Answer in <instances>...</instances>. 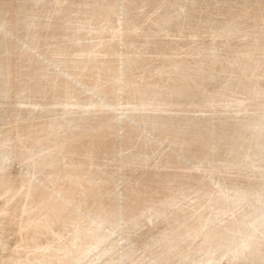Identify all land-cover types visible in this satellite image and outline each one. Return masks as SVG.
I'll return each instance as SVG.
<instances>
[{"label":"rangeland","instance_id":"374dc122","mask_svg":"<svg viewBox=\"0 0 264 264\" xmlns=\"http://www.w3.org/2000/svg\"><path fill=\"white\" fill-rule=\"evenodd\" d=\"M0 8H1L0 25H2L0 26V76H1L0 77L1 80L0 81V87H1L0 88V133H1L0 134L1 136L0 137V232L2 231L0 233V264L3 263L4 264H38V263L39 264H71V261H74V263L72 262L73 264H76L78 262H81L78 264H102V263L103 264H163L162 260H166V259L169 260L170 264L171 262L176 264L174 261L176 259L174 258L177 257L179 258L183 256L182 254L186 253L185 249L186 251L187 250L193 251L195 249H196L195 251L201 250L205 248L206 245H208L207 243H209L207 247L211 245L209 248L212 249L215 246L219 247L224 244L226 245L228 242H230L231 240L230 237L232 235L229 233L230 231H226V229L229 230L228 228L232 224L231 223L232 220L229 219L231 218V216H234L235 219H238V217L236 218V216H241L242 214L241 215L239 214L244 210L245 211L253 210L254 212L258 211L257 215H259V217L264 218V213H262L263 211H260L256 206V204H259V202L255 201L256 200L255 198H254L255 200L250 199L251 198L250 195L253 196V194L264 195V190L262 191L257 190V187L260 184L259 182L264 181V171H263L264 170V145H263L264 129H262L264 128V124H262L264 122V37H263L264 36V0H0ZM70 14L71 15L75 14V15L72 16L71 18ZM254 14L257 16H255ZM8 15L9 17H7ZM98 15L99 16L102 15V16L99 17ZM76 16H78L79 18ZM97 16L99 18H97ZM110 16L112 17L110 18ZM84 17H85L84 22H81V20L83 21ZM113 17L115 19H113ZM117 18L118 20H116ZM182 18L184 19V21ZM198 18L200 19L198 20ZM110 19H112L113 21ZM106 20L109 21L107 22ZM6 21L8 23L9 22L11 23L8 24ZM37 21H39V23ZM85 21L86 22L89 21L90 23L89 22L86 23ZM98 21H101L102 23ZM167 21L169 22V24H167ZM107 23H109V25ZM96 24L97 26H99V28L96 27ZM102 24H104V26ZM62 25L63 27L65 26L66 28L64 27V29H62L63 28ZM90 25L93 27H91ZM161 26L162 27L166 26V27L162 28ZM58 28L61 30V32L59 31ZM69 29L72 30L69 31ZM169 31L172 32L170 33ZM166 32L170 34L168 35V33ZM73 33L77 35L78 38L77 36L75 38V35H73ZM240 33L243 35H241ZM96 34L98 35L96 36ZM181 34L183 35L182 38L179 37L182 36ZM38 35L42 37L41 40H40V36ZM72 35L74 36V39L72 38ZM170 35H173V37H171ZM226 35H228V37ZM165 36L166 37L169 36L167 37L168 39ZM28 38L30 41L28 40ZM42 40L43 42H41ZM143 40H145L146 42ZM70 41L72 42L70 43ZM89 41H91V43L93 42L94 44L87 43ZM58 42L61 44H58ZM37 48L42 51H39ZM202 49L204 50L202 51ZM92 51L94 53H92ZM40 52H42L43 56L41 55ZM95 52H97L98 54ZM69 53L71 55H69ZM128 54L131 56H127ZM33 55L36 58H38V60L35 59ZM44 56H45V60L43 59ZM58 56H60V58ZM71 56H73L74 58ZM54 57L56 58L54 59ZM87 57L88 58L92 57L91 58L92 61L90 59H87ZM5 59H7V61ZM102 59L104 60L102 61ZM55 60L56 62H54ZM85 60H89L90 62H87ZM8 61L10 63H8ZM3 62H5L6 64ZM26 62H28L27 64L30 63L29 66L26 64ZM73 63H75V65H72ZM2 64H4L5 68L2 66ZM32 64L34 65L32 66ZM25 65H27V69L29 68L30 70L25 69L26 68ZM6 66H8L9 68ZM37 68L39 69L36 70ZM44 69L49 71V73ZM93 69L94 71L92 72ZM16 70L19 73H17ZM31 70H33V72ZM34 70L35 72L37 71V73H35ZM3 71L5 72L6 77L4 76ZM34 73L35 75L33 77ZM17 74L19 75V77L21 76V74L24 75L19 78ZM41 75L43 76V78ZM80 75H82L81 77L84 79H82ZM93 75L95 76V79ZM114 75L117 76L114 77ZM15 76L17 79H15ZM39 76L41 78H39ZM32 77L34 78V80ZM22 82L23 84H21ZM48 83H50L51 85ZM36 84L37 86H35ZM62 84L64 85V87H62L63 86ZM31 86H32V91H31ZM75 86L76 88H74ZM26 87H28V89H26ZM95 87L97 88L95 89ZM99 87L100 88L103 87L102 88L103 91ZM91 89L92 91H90ZM94 89L96 91H94ZM149 89L151 92L149 91ZM17 90H19L20 93H18ZM33 90L35 93L33 92ZM22 91H24V93ZM217 91H219V93ZM37 92L40 93L41 95L38 94ZM26 93L27 95H25ZM44 93L47 94L46 97L43 96ZM55 93H57L58 95ZM100 93L102 96L99 95ZM38 95H40L41 97H39ZM175 99L177 100V102ZM155 100H157L158 103ZM163 100L164 102L166 101L165 103L167 102L168 103L165 104ZM160 102L161 103L163 102V104L161 105ZM84 103L87 104L85 105ZM52 106L55 107L53 108ZM79 109L82 111L79 112ZM76 111L77 113L73 114ZM18 113H22V115ZM151 116L153 117L152 119ZM245 119H247V121ZM255 130L256 131L259 130L258 133ZM2 131L5 133H3ZM2 133L4 134L3 135L4 137L2 136ZM14 133L15 134L18 133V134L14 135ZM37 133L38 136H36ZM54 133L58 137L55 138L54 143L53 140L49 144V142L48 141L46 142L45 139L47 138L49 140L51 136L55 135ZM19 134H21V136ZM40 136L42 137L40 138ZM6 137L9 138V140L6 139ZM17 138H19L20 142H18ZM34 138L36 139L40 138V140L44 142L39 143L38 141L37 142L39 143L38 145L34 144L33 142L36 141V139ZM254 139H256V141ZM256 142L258 143L257 144L258 146L256 145ZM260 142L262 143L261 146H259ZM40 145H42L43 148H41ZM50 146L51 148L49 149L48 147ZM31 150L32 152H30ZM42 150H46L47 152H44ZM33 155L36 156L34 157ZM74 176H77L78 178ZM5 179L6 182H8L9 184L8 183L4 184ZM189 182L194 183V185L196 184L198 185L194 187V185L192 183L190 185ZM86 183L87 186H85ZM92 185L93 188H91ZM2 186L6 187V189L9 188V186L10 187L14 186V187H12L11 193H7L5 191L6 189L3 188ZM29 186H31V190L33 192L35 191L34 189L36 186L39 187V188L36 187L37 190L41 189L40 194L42 195L39 200L35 201V203L30 202V201H34L33 199L24 198L25 195L23 196L25 191L29 189L27 188ZM178 186H180L181 188H179ZM204 187L208 192L204 189ZM13 189L15 190V192L13 191ZM180 189L183 192H181ZM193 189H195L196 191ZM16 190L18 191L21 190V191L17 192ZM88 190H90V192H88ZM177 191H180V194ZM186 191L188 193H185ZM199 191L202 192L203 194L202 193L200 194ZM244 191L246 192L244 193ZM189 192L190 193L197 192V193H194L191 196ZM181 193L183 194L181 195ZM226 194L232 195L235 198L238 197L239 199L237 198L236 199L237 201L234 200L235 199L234 197H233L234 199L233 198L226 199L225 198ZM181 196L182 198H184L183 201L182 198H180ZM239 196H244V198ZM164 197H167V199ZM170 197H172V199ZM99 198L101 199L99 200ZM160 198L163 199L164 201L163 200L161 201ZM73 199H75L76 202ZM192 199H194L193 202ZM244 199L246 200L243 201ZM165 200H167L168 202L166 203ZM227 200H228V205L231 208L228 205H226ZM41 201L43 203H41ZM46 201H48L49 203ZM69 201L70 202L73 201V202L70 203ZM37 202L40 207L38 206ZM91 202H93V204ZM233 203H235V206ZM186 205L188 207H186ZM236 205L239 208L236 207ZM23 207H25V209ZM28 207L31 209L29 210ZM92 207L94 208V210ZM215 208L216 209L220 208L222 210L220 209L216 210ZM225 208L229 210L230 211V212L228 211L229 214L232 215H228L227 213H225L226 214L225 215L224 212H227ZM23 210L29 211L28 213L31 212L32 214H35V216L32 215L31 213L30 214L27 213L28 215L26 214L25 216L21 217L20 223L23 224V226H25L23 228L24 240L23 238L19 240L18 237L14 238L15 237L14 233L16 232L17 229L15 223L20 220L18 219L16 214L19 211H23ZM152 210L154 212H152ZM232 211L235 212L233 213ZM60 212L63 215H61ZM89 212L90 214L88 215ZM41 213H43V215ZM54 214L56 217H54ZM141 214L143 215V217ZM206 214L208 217L206 216ZM58 215L60 217H57ZM91 215H93V218H91L92 217ZM156 215H160V216H156ZM213 215L217 216V218L215 217L214 219ZM37 216L38 217L40 216L39 219H37L38 218ZM98 216L100 219L98 218ZM41 217L43 218V220ZM68 217L69 220L67 219ZM54 218L56 219V221ZM61 218H63L64 221L63 219L61 221ZM84 218L86 219L85 222H83ZM226 218L229 220V221L227 220V225H225ZM50 222L51 224H53V226L50 225ZM102 222L103 223L105 222V224L106 223L107 224L106 225L104 224L105 225L104 226ZM201 222L205 224H202ZM158 223L160 224V226L162 225V227L159 226L160 229L159 227H157L158 229L156 230L155 225H158ZM187 223L189 226H187ZM193 223L194 225H192ZM36 224L38 226H36ZM175 224L177 226H175ZM120 225L122 227H120ZM47 226H51V227L48 228ZM124 226L127 229L124 228ZM183 226L185 227L187 226V228L190 227V229L192 230L191 235L193 236L191 237L190 235L188 237V240L187 238L185 239V237L184 238L182 237L185 234L181 236L182 238L180 237L178 238L179 232H177L178 233L177 234L175 231V230L181 231L183 228H185ZM223 226L225 229L223 228ZM129 227L130 229H128ZM138 227L139 229H137ZM179 227L180 228L182 227V229H180ZM217 227L223 229H219ZM172 228L175 229L172 230ZM211 228L214 229L212 230ZM148 229H150L151 232ZM163 229H165L164 231H166L167 234L163 231ZM128 230L130 233L128 232ZM159 230L161 233L164 232L165 234L160 236V233L158 232ZM216 230H218L216 232L217 234L215 233ZM60 231H63L64 233ZM203 231H206L207 233ZM146 232H148L147 235L148 237H146L147 234ZM11 233H13V236ZM55 233L57 234L55 235ZM204 233H206L205 235L207 234L211 235L212 233H214L211 236L212 237L210 239L211 241L206 240ZM221 233L224 234L225 237L227 238H225L224 235H221ZM218 235L219 237L220 236L221 237L219 238ZM102 236L103 237L105 236L104 238L106 240H104ZM106 236L109 237L107 238ZM175 236L178 239H176ZM169 237H171V239H169ZM98 238H100L101 240L100 239L98 240ZM228 238L230 239L229 241ZM253 238L255 239L257 237H253ZM145 239H147V241ZM251 239H248V241L246 242L247 245L250 244ZM215 240H217V242ZM179 241H181L182 243L180 242V244H178ZM190 242L193 245H191ZM98 243L100 246L97 245ZM168 243L172 245L175 243L174 246H176L177 244L176 246L177 248L175 247V250L178 249V251L177 250L174 251L173 248L167 250L163 248L165 251L164 254V251H162L163 249L160 248L159 245L165 246ZM28 244L30 245V247ZM40 244L42 246H40ZM108 244L109 247H107ZM38 246L41 248H39ZM98 246L102 251L98 250ZM129 246H132V248ZM216 247L215 249H217ZM90 248H92L91 251H89ZM103 248L106 250V252L104 251ZM144 248L148 252L144 251L145 250ZM58 249L60 250L62 249V250L59 251ZM120 249L123 252L122 251L120 252ZM245 249L246 247H242L240 253L243 252L244 254H246L247 249L246 250ZM153 250L154 251L156 250L157 252L156 251L154 252ZM173 251L176 254L174 253L173 255H171L172 258L174 256V258L171 259V257L169 256ZM119 252L121 253L122 256L119 255L120 254ZM153 252L156 254H154ZM29 253L33 255H28ZM213 253L214 252H212V255H216V253L214 254ZM150 254L153 256H151ZM7 255L11 257L10 258L8 257V259H6ZM207 257H208L207 254L201 255L197 259H195V261L193 260V263L192 262L190 263L203 264L206 261ZM244 257L245 256L242 255L239 256L238 254L225 252L223 255L221 254L220 256L216 257L213 261V264H250L249 258L246 259ZM46 260L47 262L49 260V262L46 263ZM116 261H118V263ZM190 263L186 262V264H190Z\"/></svg>","mask_w":264,"mask_h":264},{"label":"bare ground","instance_id":"6f19581e","mask_svg":"<svg viewBox=\"0 0 264 264\" xmlns=\"http://www.w3.org/2000/svg\"><path fill=\"white\" fill-rule=\"evenodd\" d=\"M202 6H203V5H202ZM0 9H1V8H0ZM39 15H40V14H39ZM52 15H54V14H52ZM60 15H61V14H60ZM62 15H63V14H62ZM74 15H75V14H74ZM74 15H71V14H70L71 18H72V16H74ZM76 15H78V14H76ZM79 15H80V14H79ZM94 15H95V14H94ZM99 15H100V14H99ZM99 15H98V16H99ZM112 15H113V14H112ZM121 15H122V14H121ZM183 15H184V14H183ZM200 15H201V14H200ZM200 15H199V16H200ZM238 15H239V14H238ZM248 15H249V14H248ZM254 15H255V14H254ZM258 15H259V14H258ZM4 16H5V15H4ZM4 16H3V17H4ZM55 16H56V15H55ZM64 16H65V15H64ZM98 16H97V18L101 17L102 15L99 16V17H98ZM108 16H109V15H108ZM108 16H107V17H108ZM152 16H153V14H152ZM159 16H161V15H159ZM172 16H173V15H172ZM192 16H193V15H192ZM203 16H204V15H203ZM207 16H208V15H207ZM233 16H234V15H233ZM255 16H257V15H255ZM1 17H2V16H1ZM7 17H9V15H8ZM66 17H67V16H66ZM76 17H78V16H76ZM103 17H104V16H103ZM111 17H112V16H110V18H111ZM117 17H118V16H117ZM128 17H129V16H128ZM183 17H184V16H183ZM187 17H188V16H187ZM195 17H196V16H195ZM43 18H44V17H43ZM50 18H51V17H50ZM67 18H68V17H67ZM74 18H75V17H74ZM78 18H79V17H78ZM86 18H87V17H86ZM97 18H96V20H97ZM105 18H106V17H105ZM105 18H102V19H105ZM147 18H148V17H147ZM190 18H191V16H190ZM249 18H251V17H249ZM62 19H64V18H62ZM94 19H95V17H94ZM100 19H101V18H100ZM113 19H115V18L113 17ZM134 19H135V18H134ZM139 19H140V18H139ZM143 19H144V18H143ZM168 19H169V18H168ZM182 19H183V18H182ZM196 19H197V18H196ZM199 19H200V18H198V20H199ZM204 19H205V18H204ZM243 19H244V18H243ZM247 19H248V18H247ZM255 19H256V18H255ZM261 19H262V18H261ZM37 20H38V19H37ZM41 20H42V19H41ZM78 20H79V19H78ZM84 20H85V17H84L83 21L81 20V22H84ZM86 20H87V19H86ZM110 20H112V19H110ZM116 20H118V18H117ZM170 20H171V18H170ZM207 20H208V19H207ZM251 20H252V19H251ZM1 21H2V20H1ZM8 21H9V20H8ZM45 21H46V20H45ZM51 21H52V20H51ZM66 21H67V20H66ZM68 21H70V20H68ZM106 21H107V20H106ZM108 21H109V20H108ZM108 21H107V22H108ZM112 21H113V20H112ZM124 21H125V20H124ZM132 21H133V20H132ZM183 21H184V19H183ZM183 21H182V22H183ZM192 21H193V20H192ZM242 21H243V20H242ZM245 21H246V20H245ZM6 22H7V21H6ZM37 22L39 23V21H37ZM46 22H47V21H46ZM46 22H45V23H46ZM55 22H56V21H55ZM74 22H75V20H74ZM85 22H86V21H85ZM87 22H89V21H87ZM87 22H86V23H87ZM92 22H94V21H92ZM98 22H101V21H98ZM127 22H128V21H127ZM146 22H147V21H146ZM238 22H239V21H238ZM256 22H257V21H256ZM0 23H1V22H0ZM4 23H5V21H4ZM7 23H8V22H7ZM10 23H11V22H9L8 24H10ZM77 23H78V22H77ZM89 23H90V22H89ZM89 23H88V24H89ZM101 23H102V22H101ZM103 23H105V22H103ZM123 23H124V22H123ZM136 23H137V22H136ZM158 23H159V22H158ZM165 23H166V22H165ZM185 23H186V22H185ZM185 23H184V24H185ZM197 23H198V21H197ZM205 23H206V22H205ZM225 23H226V22H225ZM12 24H13V23H12ZM12 24H11V25H12ZM14 24H15V23H14ZM34 24H35V23H34ZM50 24H51V23H50ZM52 24H53V23H52ZM57 24H58V23H57ZM62 24H63V23H62ZM88 24H87V25H88ZM94 24H95V23H94ZM99 24H100V23H99ZM107 24L109 25V23H107ZM148 24H149V23H148ZM159 24H160V23H159ZM167 24H169L168 21H167ZM207 24H208V23H207ZM219 24H220V23H219ZM229 24H230V23H229ZM262 24H263V23H262ZM5 25H6V24H5ZM11 25H10V26H11ZM36 25H37V24H36ZM64 25H65V24H64ZM74 25H75V24H74ZM82 25H83V24H82ZM102 25L104 26V24H102ZM131 25H132V24H131ZM151 25H152V24H151ZM163 25H164V23H163ZM195 25H196V24H195ZM245 25H246V24H245ZM0 26H2V25H0ZM42 26H43V25H42ZM45 26H46V25H45ZM48 26H49V24H48ZM52 26H53V25H52ZM55 26H57V25H55ZM60 26H61V24H60ZM79 26H80V25H79ZM90 26H91V25H90ZM167 26H168V25H167ZM174 26H175V25H174ZM181 26H182V25H181ZM187 26H188V25H187ZM252 26H253V25H252ZM7 27H8V26H7ZM62 27H63V25H62ZM62 27H61V28H62ZM64 27H65V26H64ZM64 27H63L62 29H64ZM91 27H93V26H91ZM96 27L99 28V26H97V24H96ZM105 27H106V26H105ZM131 27H132V26H131ZM159 27H160V25H159ZM161 27H162V26H161ZM165 27H166V26H165ZM165 27H162V28H165ZM169 27H170V26H169ZM179 27H180V26H179ZM211 27H212V26H211ZM218 27H219V26H218ZM221 27H222V26H221ZM224 27H225V26H224ZM241 27H242V25H241ZM250 27H251V26H250ZM257 27H258V26H257ZM9 28H10V27H9ZM37 28H40V27H37ZM43 28H44V27H43ZM48 28H49V27H48ZM65 28H66V27H65ZM75 28H76V27H75ZM119 28H120V27H119ZM127 28H128V27H127ZM148 28H149V27H148ZM167 28H168V27H167ZM167 28H166V29H167ZM245 28H246V27H245ZM21 29H22V28H21ZM51 29H52V28H51ZM58 29H59V28H58ZM102 29H103V28H102ZM115 29H116V28H115ZM145 29H146V28H145ZM159 29H160V28H159ZM173 29H174V28H173ZM176 29H177V28H176ZM203 29H204V28H203ZM237 29H238V28H237ZM27 30H28V29H27ZM56 30H57V28H56ZM71 30H72V29H71ZM71 30L69 29V31H71ZM76 30H77V29H76ZM80 30H81V29H80ZM87 30H88V29H87ZM109 30H110V29H109ZM171 30H172V29H171ZM209 30H210V29H209ZM219 30H220V29H219ZM10 31H11V30H10ZM41 31H42V30H41ZM41 31H40V32H41ZM44 31H45V30H44ZM59 31L61 32L60 29H59ZM65 31H66V30H65ZM92 31H93V30H92ZM105 31H106V30H105ZM130 31H131V30H130ZM135 31H136V29H135ZM153 31H154V30H153ZM158 31H159V30H158ZM164 31H165V30H164ZM176 31H178V30H176ZM222 31H223V30H222ZM228 31H229V30H228ZM244 31H245V30H244ZM2 32H3V31H2ZM48 32H49V31H48ZM74 32H75V31H74ZM81 32H82V31H81ZM93 32H94V31H93ZM103 32H104V30H103ZM115 32H116V31H115ZM133 32H134V31H133ZM145 32H146V31H145ZM156 32H157V31H156ZM162 32H163V31H162ZM169 32H170V31H169ZM171 32H172V31H171ZM171 32H170V33H171ZM180 32H181V31H180ZM185 32H186V31H185ZM213 32H214V31H213ZM224 32H225V31H224ZM232 32H233V31H232ZM238 32H239V31H238ZM65 33H66V32H65ZM68 33H69V32H68ZM77 33H79V32H77ZM85 33H86V32H85ZM151 33H152V32H151ZM164 33H165V32H164ZM164 33H163V34H164ZM166 33H168V32H166ZM170 33H168V35H169ZM195 33H197V32H195ZM83 34H84V33H83ZM88 34H89V33H88ZM163 34H162V35H163ZM175 34H176V33H175ZM179 34H180V33H179ZM179 34H178V35H179ZM208 34H209V33H208ZM216 34H217V33H216ZM216 34H215V35H216ZM230 34H231V33H230ZM230 34H229V35H230ZM240 34H241V33H240ZM256 34H257V33H256ZM7 35H8V34H7ZM44 35H45V34H44ZM73 35H75V34L73 33ZM73 35H72V38L74 39V36H73ZM93 35H94V34H93ZM97 35H98V34H96V36H97ZM101 35H102V34H101ZM143 35H144V34H143ZM143 35H142V36H143ZM146 35H147V34H146ZM181 35H182V34H181ZM206 35H207V34H206ZM234 35H235V34H234ZM241 35H243V34H241ZM17 36H18V34H17ZM35 36H36V35H35ZM38 36H40V35H38ZM42 36H43V35H42ZM76 36H77V35H75V38H76ZM96 36H95V38H96ZM170 36L173 37V35H170ZM216 36H217V35H216ZM226 36L228 37V35H226ZM253 36H254V35H253ZM258 36H259V35H258ZM47 37H48V35H47ZM120 37H121V36H120ZM152 37H153V36H152ZM165 37H166V36H165ZM167 37H169V36H167ZM167 37H166V38H167ZM179 37L182 38L183 35H182V36H179ZM189 37H190V36H189ZM238 37H239V36H238ZM263 37H264V36H263ZM41 38H42V37L40 36V40H41ZM77 38H78V36H77ZM85 38H86V37H85ZM85 38H84V39H85ZM97 38H99V37H97ZM104 38H105V36H104ZM122 38H123V37H122ZM146 38H147V36H146ZM156 38H157V37H156ZM159 38H160V37H159ZM162 38H163V37H162ZM192 38H193V37H192ZM195 38H196V36H195ZM195 38H194V39H195ZM240 38H241V37H240ZM243 38H245V37H243ZM7 39H8V38H7ZM100 39H101V38H100ZM100 39H99V41H100ZM130 39H131V38H130ZM167 39H168V38H167ZM201 39H202V38H201ZM232 39H233V38H232ZM248 39H249V38H248ZM2 40H3V39H2ZM9 40H10V39H9ZM9 40H8V41H9ZM11 40H12V39H11ZM28 40H29V38H28ZM35 40H36V38H35ZM67 40H68V39H67ZM79 40H80V39H79ZM86 40H89V39H86ZM86 40H83V41H86ZM90 40H91V39H90ZM92 40H93V38H92ZM94 40H95V39H94ZM96 40H97V39H96ZM102 40H103V39H102ZM151 40H152V39H151ZM161 40H162V39H161ZM211 40H212V39H211ZM255 40H257V39H255ZM24 41H25V40H24ZM29 41H30V40H29ZM37 41H38V40H37ZM77 41H78V40H77ZM143 41H145V40H143ZM149 41H150V40H149ZM164 41H165V40H164ZM167 41H168V40H167ZM188 41H189V40H188ZM192 41H193V40H192ZM198 41H199V40H198ZM236 41H237V40H236ZM41 42H43V40H42ZM41 42H39V43H41ZM53 42H54V41H53ZM53 42H52V43H53ZM71 42H72V41H70V43H71ZM119 42H120V41H119ZM136 42H137V41H136ZM145 42H146V41H145ZM5 43H7V42H5ZM49 43H50V42H49ZM73 43H74V40H73ZM73 43H72V44H73ZM82 43H84V42H82ZM87 43L92 44L93 42L91 43V41H89V42H87ZM120 43H121V42H120ZM142 43H143V42H142ZM198 43H199V42H198ZM220 43H221V42H220ZM255 43H256V42H255ZM258 43H259V40H258ZM12 44H13V43H12ZM27 44H29V43H27ZM32 44H33V43H32ZM36 44H37V42H36ZM36 44H35V45H36ZM54 44H55V43H54ZM58 44H61V43L58 42ZM93 44H94V43H93ZM95 44H96V43H95ZM145 44H146V43H145ZM165 44H166V43H165ZM30 45H31V44H30ZM41 45H42V44H41ZM67 45H69V44H67ZM148 45H149V44H148ZM203 45H204V44H203ZM215 45H216V44H215ZM219 45H220V44H219ZM232 45H233V44H232ZM260 45H261V44H260ZM42 46H43V45H42ZM47 46H48V45H47ZM51 46H52V45H51ZM63 46H64V45H63ZM124 46H125V45H124ZM201 46H202V45H201ZM234 46H235V45H234ZM248 46H249V45H248ZM44 47H45V46H44ZM44 47H43V48H44ZM52 47H53V46H52ZM57 47H58V46H57ZM83 47H84V45H83ZM88 47H89V46H88ZM92 47H93V46H92ZM97 47H98V46H97ZM178 47H179V46H178ZM215 47H216V46H215ZM229 47H230V46H229ZM242 47H243V46H242ZM255 47H256V46H255ZM261 47H262V46H261ZM9 48H10V47H9ZM49 48H50V47H49ZM63 48H64V47H63ZM65 48H66V47H65ZM70 48H72V47H70ZM74 48H75V47H74ZM76 48H77V46H76ZM85 48H86V47H85ZM142 48H143V47H142ZM149 48H150V47H149ZM198 48H199V47H198ZM240 48H241V47H240ZM240 48H239V49H240ZM11 49H12V48H11ZM37 49H38V48H37ZM39 49H40V46H39ZM39 49H38V50H39ZM56 49H57V48H56ZM79 49H80V48H79ZM82 49H83V48H82ZM90 49H91V48H90ZM97 49H98V48H97ZM164 49H166V48H164ZM227 49H229V48H227ZM260 49H261V48H260ZM19 50H20V49H19ZM62 50H64V49H62ZM65 50H66V49H65ZM92 50H93V49H92ZM94 50H95V49H94ZM99 50H100V49H99ZM178 50H179V48H178ZM182 50H183V49H182ZM188 50H189V49H188ZM203 50H204V49H202V51H203ZM208 50H209V49H208ZM219 50H220V49H219ZM221 50H223V49H221ZM17 51H18V50H17ZM39 51H42V50H39ZM39 51H38V52H39ZM54 51H55V50H54ZM57 51H58V50H57ZM57 51H56V52H57ZM67 51H68V50H67ZM95 51H96V50H95ZM126 51H127V50H126ZM138 51H139V50H138ZM224 51H225V49H224ZM226 51H227V50H226ZM240 51H241V50H240ZM261 51H262V50H261ZM3 52H4V51H3ZM33 52H34V51H33ZM43 52H44V51H43ZM58 52H59V51H58ZM116 52H117V51H116ZM146 52H147V51H146ZM177 52H178V51H177ZM205 52H206V51H205ZM205 52H204V53H205ZM207 52H208V51H207ZM215 52H216V51H215ZM236 52H237V51H236ZM40 53H41V55L43 56L42 52H40ZM50 53H52V52H50ZM50 53H49V54H50ZM54 53H55V52H54ZM54 53H53V55H54ZM92 53H94V52L92 51ZM95 53H97V52H95ZM110 53H111V52H110ZM168 53H169V52H168ZM174 53H175V52H174ZM178 53H179V52H178ZM188 53H189V52H188ZM218 53H220V52H218ZM218 53H217V54H218ZM245 53H246V52H245ZM260 53H261V52H260ZM32 54H33V53H32ZM35 54H36V52H35ZM66 54H68V53H66ZM72 54H73V53H72ZM80 54H81V53H80ZM97 54H98V53H97ZM97 54H94V55H97ZM114 54H115V53H114ZM114 54H113V55H114ZM123 54H124V53H123ZM140 54H141V53H140ZM160 54H161V53H160ZM183 54H184V53H183ZM213 54H214V53H213ZM235 54H236V53H235ZM258 54H259V53H258ZM258 54H257V55H258ZM14 55H15V54H14ZM39 55H40V54H39ZM41 55H40V56H41ZM44 55H45V54H44ZM53 55H52V56H53ZM63 55H64V54H63ZM69 55H71V54L69 53ZM78 55H79V54H78ZM84 55H85V54H84ZM88 55H89V53H88ZM90 55H91V53H90ZM92 55H93V54H92ZM101 55H102V54H101ZM103 55H104V53H103ZM106 55H107V54H106ZM143 55H144V54H143ZM181 55H182V54H181ZM184 55H185V54H184ZM262 55H263V54H262ZM29 56H30V55H29ZM33 56H34V55H33ZM42 56H41V57H42ZM49 56H50V55H49ZM52 56H51V58H52ZM115 56H116V55H115ZM127 56H131V55L128 54ZM136 56H137V55H136ZM170 56H171V55H170ZM189 56H190V55H189ZM205 56H206V55H205ZM222 56H223V55H222ZM236 56H237V55H236ZM4 57H5V56H4ZM34 57H35V56H34ZM58 57L60 58V56H58ZM62 57H63V56H62ZM67 57H69V56H67ZM71 57H73V56H71ZM76 57H77V56H76ZM80 57H81V56H80ZM83 57H84V56H83ZM95 57H96V56H95ZM97 57H98V56H97ZM103 57H104V56H103ZM105 57H106V56H105ZM110 57H111V56H110ZM110 57H109V58H110ZM117 57H118V56H117ZM168 57H169V56H168ZM211 57H212V56H211ZM214 57H215V56H214ZM234 57H235V56H234ZM240 57H241V56H240ZM248 57H249V56H248ZM30 58H31V57H30ZM32 58H33V57H32ZM46 58H48V57H46ZM55 58H56V57H54V59H55ZM59 58H58V59H59ZM73 58H74V57H73ZM81 58H82V57H81ZM91 58H92V57H90V58L87 57V59H90V60H91ZM119 58H120V57H119ZM123 58H124V57H123ZM178 58H179V57H178ZM215 58H216V57H215ZM241 58H242V57H241ZM258 58H259V57H258ZM10 59H11V58H10ZM35 59L38 60V58H36V57H35ZM43 59L45 60V56L43 57ZM62 59H63V58H62ZM96 59H97V58H96ZM130 59H131V58H130ZM134 59H135V58H134ZM137 59H138V58H137ZM143 59H144V58H143ZM157 59H158V58H157ZM249 59H250V58H249ZM259 59H260V58H259ZM5 60L7 61V59H5ZM19 60H20V59H19ZM22 60H23V59H22ZM28 60H29V59H28ZM30 60H31V59H30ZM33 60H34V59H33ZM46 60H47V59H46ZM63 60H64V59H63ZM103 60H104V59H102V61H103ZM105 60H107V59H105ZM139 60H140V59H139ZM169 60H170V59H169ZM243 60H244V59H243ZM3 61H4V60H3ZM6 61H5V62H6ZM9 61H10V60H9ZM9 61H8V63H10ZM16 61H17V60H16ZM24 61H26V60H24ZM42 61H43V60H42ZM76 61H77V60H76ZM85 61L90 62L89 60H85ZM91 61H92V60H91ZM93 61H94V60H93ZM141 61H142V59H141ZM234 61H235V60H234ZM237 61H238V60H237ZM248 61H249V60H248ZM5 62H3V63H5ZM22 62H23V61H22ZM28 62H29V61H28ZM28 62H26V64H27ZM33 62H35V61H33ZM46 62H47V61H46ZM54 62H56V60H55ZM65 62H66V61H65ZM68 62H69V61H68ZM74 62H75V59H74ZM95 62H96V60H95ZM98 62H100V61H98ZM132 62H133V61H132ZM136 62H137V61H136ZM146 62H147V61H146ZM184 62H185V61H184ZM211 62H212V61H211ZM211 62H210V63H211ZM242 62H243V61H242ZM250 62H251V60H250ZM261 62H262V61H261ZM8 63H7V64H8ZM24 63H25V62H24ZM31 63H32V62H31ZM39 63H40V62H39ZM69 63H70V62H69ZM81 63H82V62H81ZM81 63H80V64H81ZM117 63H118V62H117ZM140 63H141V62H140ZM165 63H166V62H165ZM203 63H204V62H203ZM216 63H217V62H216ZM5 64H6V63H5ZM12 64H13V63H12ZM15 64H16V63H15ZM22 64H23V63H22ZM29 64H30V63H29ZM29 64H27V65L29 66ZM60 64H61V63H60ZM62 64H63V63H62ZM65 64H66V63H65ZM86 64H87V63H86ZM128 64H129V63H128ZM152 64H153V63H152ZM160 64H161V63H160ZM184 64H185V63H184ZM201 64H202V63H201ZM207 64H208V63H207ZM230 64H231V63H230ZM236 64H237V63H236ZM236 64H235V65H236ZM8 65H9V64H8ZM23 65H24V64H23ZM27 65H25V66H26L25 69H27ZM33 65H34V64H32V66H33ZM53 65H54V63H53ZM72 65H75V63H73ZM76 65H77V64H76ZM81 65H82V64H81ZM89 65H90V64H89ZM103 65H105V64H103ZM132 65H133V64H132ZM235 65H234V66H235ZM247 65H248V64H247ZM2 66L4 67V64H2ZM16 66H17V65H16ZM66 66H67V65H66ZM79 66H80V65H79ZM99 66H100V65H99ZM122 66H123V65H122ZM124 66H125V65H124ZM133 66H134V65H133ZM192 66H193V65H192ZM196 66H197V65H196ZM196 66H195V67H196ZM239 66H240V65H239ZM3 67H2V68H3ZM6 67H8V66H6ZM14 67H15V66H14ZM34 67H35V66H34ZM60 67H61V65H60ZM68 67H69V66H68ZM68 67H67V69H68ZM86 67H87V66H86ZM86 67H84V68H86ZM208 67H209V66H208ZM232 67H233V66H232ZM2 68H1V69H2ZM4 68H5V67H4ZM8 68H9V67H8ZM8 68H7V70H8ZM22 68H23V67H22ZM43 68H44V67H43ZM43 68H42V69H43ZM57 68H58V67H57ZM82 68H83V67H82ZM92 68H94V67H92ZM129 68H130V67H129ZM143 68H144V67H143ZM191 68H192V67H191ZM205 68H206V67H205ZM240 68H241V67H240ZM240 68H239V69H240ZM246 68H247V67H246ZM11 69H12V68H11ZM14 69H15V68H14ZM18 69H19V68H18ZM23 69H24V68H23ZM28 69H29V68H28ZM28 69H27V70H28ZM31 69H32V67H31ZM34 69H35V68H34ZM38 69H39V68H37L36 70H38ZM52 69H53V68H52ZM77 69H78V68H77ZM77 69H76V70H77ZM88 69H89V68H88ZM95 69H96V68H95ZM110 69H111V68H110ZM123 69H124V67H123ZM145 69H146V68H145ZM221 69H222V68H221ZM223 69H224V68H223ZM243 69H244V68H243ZM3 70H5V69H3ZM29 70H30V69H29ZM44 70H46V69H44ZM48 70H49V68H48ZM84 70H85V69H84ZM96 70H97V69H96ZM175 70H176V69H175ZM175 70H174V71H175ZM190 70H191V69H190ZM214 70H215V69H214ZM259 70H260V69H259ZM9 71H10V70H9ZM16 71H17V70H16ZM22 71H24V70H22ZM31 71L33 72V70H31ZM46 71H47V70H46ZM46 71H45V72H46ZM77 71H78V70H77ZM85 71H86V70H85ZM89 71H90V70H89ZM93 71H94V69L92 70V72H93ZM98 71H99V70H98ZM103 71H104V70H103ZM128 71H129V70H128ZM143 71H144V70H143ZM176 71H177V70H176ZM248 71H249V70H248ZM3 72H4V71H3ZM34 72H35V70H34ZM39 72H40V71H39ZM42 72H43V71H42ZM47 72L49 73V71H47ZM68 72H70V71H68ZM96 72H97V71H96ZM101 72H102V71H101ZM108 72H109V70H108ZM119 72H120V71H119ZM258 72H259V71H258ZM258 72H257V73H258ZM13 73H14V72H13ZM17 73H19V72L17 71ZM20 73H21V72H20ZM23 73H24V72H23ZM35 73H37V71H36ZM35 73L33 74V77H34ZM85 73H86V72H85ZM87 73H88V72H87ZM90 73H91V72H90ZM117 73H118V72H117ZM117 73H116V74H117ZM161 73H162V72H161ZM172 73H173V72H172ZM197 73H198V72H197ZM222 73H223V72H222ZM233 73H234V72H233ZM243 73H244V72H243ZM249 73H250V72H249ZM252 73H253V72H252ZM252 73H251V74H252ZM7 74H8V73H7ZM25 74H27V73H25ZM31 74H32V73H31ZM31 74H30V75H31ZM91 74H92V73H91ZM104 74H105V73H104ZM131 74H132V73H131ZM157 74H158V72H157ZM200 74H201V72H200ZM231 74H232V73H231ZM254 74H255V73H254ZM1 75H2V73H1ZM17 75H18V74H17ZM23 75H24V74H23ZM23 75L21 74V76H23ZM27 75H29V74H27ZM27 75H26V76H27ZM36 75H37V74H36ZM38 75H40V74H38ZM42 75H43V74H42ZM42 75H41V76H42ZM44 75H45V74H44ZM74 75H75V74H74ZM84 75H85V74H84ZM97 75H98V74H97ZM124 75H126V74H124ZM170 75H171V74H170ZM172 75H173V74H172ZM217 75H218V74H217ZM260 75H261V74H260ZM4 76L6 77L5 72H4ZM21 76H20V77H21ZM31 76H32V75H31ZM31 76H30V77H31ZM78 76H79V75H78ZM81 76H82V75H80V77H81ZM93 76H94V75H93ZM116 76H117V75H116ZM116 76L114 75V77H116ZM118 76H120V75H118ZM153 76H154V75H153ZM155 76H156V75H155ZM181 76H183V75H181ZM210 76H211V75H210ZM248 76H249V75H248ZM0 77H1V76H0ZM18 77H19V75H18ZM20 77H19V78H20ZM27 77H28V76H27ZM33 77H32V78H33ZM37 77H38V76H37ZM37 77H36V78H37ZM50 77H51V76H50ZM83 77H84V76H83ZM123 77H124V76H123ZM133 77H134V76H133ZM156 77H157V76H156ZM165 77H166V76H165ZM235 77H236V76H235ZM237 77H238V76H237ZM3 78H4V77H3ZM7 78H8V77H7ZM13 78H14V77H13ZM32 78H31V79H32ZM39 78H41V77L39 76ZM42 78H43V76H42ZM81 78H82V77H81ZM101 78H102V77H101ZM109 78H110V77H109ZM151 78H152V77H151ZM179 78H180V77H179ZM230 78H231V77H230ZM15 79H17L16 76H15ZM21 79H22V78H21ZM21 79H20V80H21ZM29 79H30V78H29ZM74 79H75V78H74ZM76 79H77V78H76ZM82 79H84V78H82ZM88 79H89V78H88ZM90 79H91V78H90ZM94 79H95V76H94ZM97 79H99V78H97ZM171 79H172V78H171ZM204 79H205V78H204ZM236 79H237V78H236ZM27 80H28V78H27ZM33 80H34V78H33ZM39 80H41V79H39ZM49 80H50V79H49ZM65 80H66V79H65ZM107 80H108V79H107ZM114 80H115V79H114ZM136 80H137V79H136ZM139 80H140V79H139ZM141 80H142V79H141ZM144 80H145V79H144ZM186 80H187V79H186ZM218 80H219V79H218ZM218 80H217V81H218ZM247 80H248V79H247ZM255 80H256V79H255ZM0 81H1V80H0ZM24 81H25V80H24ZM44 81H45V80H44ZM60 81H61V80H60ZM94 81H96V80H94ZM97 81H98V80H97ZM99 81H100V80H99ZM102 81H103V80H102ZM123 81H124V80H123ZM128 81H129V80H128ZM148 81H149V80H148ZM190 81H191V80H190ZM251 81H252V80H251ZM253 81H254V80H253ZM3 82H5V81H3ZM19 82H20V81H19ZM30 82H31V81H30ZM91 82H92V81H91ZM100 82H101V81H100ZM109 82H110V81H109ZM179 82H180V81H179ZM209 82H210V81H209ZM212 82H213V81H212ZM259 82H260V80H259ZM15 83H16V82H15ZM32 83H33V82H32ZM57 83H58V82H57ZM57 83H56V84H57ZM62 83H63V82H62ZM67 83H68V82H67ZM82 83H83V82H82ZM88 83H89V82H88ZM88 83H87V84H88ZM101 83H102V82H101ZM114 83H115V82H114ZM131 83H133V82H131ZM195 83H196V82H195ZM213 83H214V82H213ZM235 83H236V82H235ZM1 84H2V83H1ZM8 84H9V83H8ZM8 84H7V85H8ZM21 84H23V82H22ZM24 84H25V83H24ZM48 84H50V83H48ZM53 84H54V83H53ZM53 84H52V85H53ZM99 84H100V83H99ZM99 84H98V86H99ZM123 84H124V83H123ZM146 84H147V83H146ZM169 84H170V83H169ZM203 84H204V83H203ZM209 84H210V83H209ZM221 84H222V83H221ZM3 85H4V84H3ZM15 85H16V84H15ZM25 85H26V84H25ZM43 85H44V83H43ZM50 85H51V84H50ZM62 85H63V84H62ZM62 85H61V86H62ZM72 85H73V84H72ZM81 85H83V84H81ZM85 85H86V84H85ZM108 85H109V84H108ZM110 85H111V84H110ZM133 85H134V84H133ZM154 85H155V84H154ZM223 85H224V84H223ZM228 85H229V83H228ZM246 85H247V84H246ZM254 85H255V84H254ZM9 86H10V85H9ZM12 86H13V85H12ZM12 86H11V87H12ZM19 86H22V85H19ZM27 86H28V85H27ZM35 86H37V84H36ZM53 86H54V85H53ZM53 86H52V87H53ZM55 86H56V85H55ZM65 86H66V85H65ZM88 86H89V85H88ZM142 86H143V85H142ZM148 86H149V85H148ZM152 86H153V85H152ZM160 86H161V85H160ZM217 86H218V85H217ZM14 87H15V86H14ZM17 87H18V85H17ZM28 87H29V86H28ZM28 87H26V89H28ZM33 87H34V86H33ZM56 87H57V86H56ZM56 87H55V88H56ZM62 87H64V85H63ZM81 87H82V86H81ZM86 87H87V86H86ZM172 87H173V86H172ZM249 87H251V86H249ZM0 88H1V87H0ZM20 88H21V87H20ZM20 88H19V89H20ZM45 88H46V87H45ZM50 88H51V87H50ZM53 88H54V87H53ZM72 88H73V87H72ZM72 88H71V89H72ZM74 88H76V86H75ZM91 88H92V87H91ZM96 88H97V87H95V89H96ZM99 88H100V87H99ZM102 88H103V87H102ZM102 88H100V89L102 90ZM108 88H109V87H108ZM118 88H120V87H118ZM123 88H124V87H123ZM258 88H259V87H258ZM261 88H262V87H261ZM10 89H11V88H10ZM15 89H16V88H15ZM29 89H30V88H29ZM34 89H35V88H34ZM48 89H49V88H48ZM69 89H70V88H69ZM87 89H88V88H87ZM95 89H94V91H96ZM106 89H107V88H106ZM129 89H130V88H129ZM131 89H132V88H131ZM143 89H144V88H143ZM157 89H158V88H157ZM166 89H167V88H166ZM187 89H188V88H187ZM211 89H212V88H211ZM235 89H236V88H235ZM243 89H244V88H243ZM247 89H249V88H247ZM64 90H65V89H64ZM64 90H63V91H64ZM74 90H75V89H74ZM74 90H73V91H74ZM77 90H78V89H77ZM118 90H119V89H118ZM151 90H152V88H151ZM153 90H154V89H153ZM155 90H156V89H155ZM170 90H171V89H170ZM170 90H169V91H170ZM198 90H199V89H198ZM17 91H18V93H20L19 90H17ZM24 91H25V90H24ZM24 91H22V92L24 93ZM29 91H30V90H29ZM31 91H32V86H31ZM31 91H30V92H31ZM38 91H39V90H38ZM40 91H41V90H40ZM90 91H92V89H91ZM98 91H99V90H98ZM102 91H103V90H102ZM112 91H113V90H112ZM140 91H141V90H140ZM147 91H148V90H147ZM149 91H150V89H149ZM195 91H196V90H195ZM199 91H200V90H199ZM26 92H27V91H26ZM33 92H34V90H33ZM33 92H32V93H33ZM41 92H42V91H41ZM47 92H49V91H47ZM66 92H67V91H66ZM100 92H101V91H100ZM150 92H151V91H150ZM190 92H191V91H190ZM196 92H197V91H196ZM217 92L219 93V91H217ZM34 93H35V92H34ZM34 93H33V94H34ZM37 93H38V92H37ZM50 93H51V92H50ZM79 93H80V92H79ZM108 93H109V92H108ZM108 93H107V94H108ZM181 93H182V92H181ZM230 93H231V92H230ZM38 94H40V93H38ZM44 94H45V95H44ZM44 94H43V96L46 97L47 94H46V93H44ZM53 94H54V93H53ZM55 94H57V93H55ZM69 94H70V91H69ZM93 94H94V92H93ZM102 94H103V93H102ZM128 94H129V93H128ZM156 94H157V92H156ZM175 94H176V93H175ZM185 94H186V93H185ZM201 94H202V93H201ZM205 94H206V93H205ZM254 94H255V93H254ZM14 95H15V94H14ZM20 95H21V94H20ZM25 95H27V93H26ZM29 95H30V94H29ZM40 95H41V94H40ZM40 95H38V96L41 97ZM57 95H58V94H57ZM62 95H63V94H62ZM65 95H66V94H65ZM65 95H64V96H65ZM78 95H79V94H78ZM99 95L102 96L101 93H100ZM165 95H166V94H165ZM190 95H191V94H190ZM217 95H218V94H217ZM36 96H37V95H36ZM54 96H55V95H54ZM66 96H67V95H66ZM157 96H158V95H157ZM197 96H198V95H197ZM249 96H250V95H249ZM26 97H27V96H26ZM78 97H79V96H78ZM105 97H106V96H105ZM105 97H104V98H105ZM166 97H167V96H166ZM177 97H178V96H177ZM204 97H205V96H204ZM237 97H238V96H237ZM247 97H248V96H247ZM23 98H24V97H23ZM28 98H29V97H28ZM30 98H31V97H30ZM33 98H34V97H33ZM33 98H32V99H33ZM47 98H48V97H47ZM52 98H53V97H52ZM68 98H69V97H68ZM106 98H107V97H106ZM195 98H196V97H195ZM195 98H194V99H195ZM232 98H233V97H232ZM232 98H231V99H232ZM2 99H3V98H2ZM21 99H22V98H21ZM109 99H110V97H109ZM147 99H148V98H147ZM171 99H172V98H171ZM208 99H209V98H208ZM216 99H217V98H216ZM61 100H62V99H61ZM102 100H103V99H102ZM102 100H101V102H102ZM165 100H166V99H165ZM175 100H176V99H175ZM205 100H206V99H205ZM226 100H227V99H226ZM19 101H20V100H19ZM32 101H33V100H32ZM56 101H57V100H56ZM104 101H106V100H104ZM142 101H143V100H142ZM155 101H157V100H155ZM126 102H127V101H126ZM148 102H149V101H148ZM163 102H164V100H163ZM163 102H162V103L160 102L161 105L163 104ZM165 102H166V101H165ZM165 102H164V103H165ZM176 102H177V100H176ZM143 103H144V102H143ZM157 103H158V101H157ZM167 103H168V102H167ZM167 103H165V104H167ZM173 103H174V101H173ZM203 103H204V102H203ZM26 104H27V103H26ZM37 104H38V103H37ZM39 104H40V103H39ZM84 104H85V103H84ZM86 104H87V103H86ZM86 104H85V105H86ZM89 104H90V103H89ZM100 104H101V103H100ZM140 104H142V103H140ZM145 104H146V103H145ZM188 104H189V103H188ZM205 104H206V103H205ZM217 104H218V103H217ZM221 104H222V103H221ZM235 104H236V103H235ZM49 105H50V104H49ZM94 105H95V104H94ZM101 105H102V104H101ZM130 105H131V104H130ZM161 105H160V106H161ZM171 105H172V104H171ZM183 105H184V104H183ZM210 105H211V104H210ZM30 106H31V105H30ZM50 106H51V105H50ZM50 106H49V108H50ZM71 106H72V105H71ZM109 106H110V105H109ZM138 106H139V105H138ZM138 106H137V107H138ZM143 106H144V105H143ZM164 106H165V105H164ZM175 106H176V105H175ZM187 106H188V105H187ZM190 106H191V105H190ZM203 106H204V105H203ZM233 106H234V105H233ZM52 107H53V106H52ZM54 107H55V106H54ZM54 107H53V108H54ZM149 107H150V106H149ZM157 107H158V106H157ZM49 108H48V109H49ZM64 108H65V106H64ZM75 108H76V107H75ZM134 108H135V106H134ZM147 108H148V107H147ZM155 108H156V107H155ZM202 108H203V107H202ZM208 108H209V107H208ZM244 108H245V107H244ZM51 109H52V108H51ZM82 109H83V108H82ZM89 109H90V108H89ZM139 109H140V108H139ZM142 109H143V108H142ZM142 109H141V110H142ZM178 109H179V108H178ZM193 109H194V108H193ZM245 109H246V108H245ZM262 109H263V108H262ZM37 110H38V109H37ZM41 110H42V108H41ZM71 110H72V109H71ZM74 110H76V109H74ZM77 110H78V108H77ZM111 110H112V109H111ZM137 110H138V109H137ZM151 110H152V109H151ZM155 110H156V109H155ZM155 110H154V111H155ZM214 110H215V109H214ZM246 110H247V109H246ZM29 111H30V110H29ZM80 111H82V110L79 109V112H80ZM87 111H88V110H87ZM158 111H159V110H158ZM175 111H177V110H175ZM205 111H206V110H205ZM258 111H259V110H258ZM39 112H40V111H39ZM102 112H103V111H102ZM109 112H110V111H109ZM136 112H137V111H136ZM163 112H164V110H163ZM178 112H179V111H178ZM196 112H197V111H196ZM252 112H253V111H252ZM254 112H255V111H254ZM75 113H77V111L74 112L73 114H75ZM104 113H105V112H104ZM259 113H260V112H259ZM18 114L22 115V113H18ZM57 114H58V113H57ZM100 114H101V113H100ZM167 114H168V112H167ZM204 114H205V113H204ZM241 114H242V113H241ZM246 114H247V113H246ZM66 115H67V114H66ZM162 115H163V114H162ZM205 115H206V114H205ZM208 115H209V114H208ZM226 115H227V114H226ZM51 116H52V115H51ZM163 116H164V115H163ZM202 116H203V115H202ZM252 116H253V115H252ZM22 117H23V116H22ZM28 117H29V116H28ZM40 117H41V116H40ZM42 117H43V116H42ZM139 117H140V116H139ZM149 117H150V116H149ZM155 117H157V116H155ZM166 117H167V116H166ZM242 117H243V116H242ZM20 118H21V117H20ZM24 118H25V117H24ZM98 118H99V117H98ZM117 118H118V117H117ZM140 118H141V117H140ZM152 118H153V117L151 116V119H152ZM158 118H160V117H158ZM161 118H162V117H161ZM227 118H228V117H227ZM22 119H23V118H22ZM28 119H29V118H28ZM41 119H42V118H41ZM80 119H81V118H80ZM111 119H112V118H111ZM154 119H155V118H154ZM173 119H174V118H173ZM13 120H14V119H13ZM31 120H32V119H31ZM35 120H36V119H35ZM78 120H79V119H78ZM146 120H147V119H146ZM157 120H158V119H157ZM162 120H163V119H162ZM245 120L247 121V119H245ZM254 120H255V119H254ZM259 120H260V119H259ZM19 121H20V120H19ZM47 121H48V119H47ZM132 121H133V120H132ZM147 121H148V120H147ZM179 121H180V120H179ZM197 121H198V120H197ZM216 121H217V120H216ZM261 121H262V120H261ZM50 122H51V121H50ZM67 122H68V121H67ZM88 122H89V121H88ZM106 122H107V121H106ZM259 122H260V121H259ZM16 123H17V122H16ZM53 123H54V122H53ZM71 123H72V122H71ZM144 123H145V122H144ZM186 123H187V122H186ZM196 123H197V122H196ZM208 123H209V122H208ZM241 123H242V122H241ZM51 124H52V123H51ZM51 124H49V125H51ZM100 124H101V123H100ZM129 124H130V123H129ZM146 124H147V123H146ZM203 124H204V123H203ZM209 124H210V123H209ZM247 124H248V123H247ZM262 124H264V122H263ZM16 125H17V124H16ZM118 125H119V124H118ZM160 125H161V124H160ZM192 125H193V124H192ZM153 126H154V125H153ZM163 126H165V125H163ZM198 126H199V125H198ZM232 126H233V125H232ZM258 126H259V125H258ZM98 127H99V126H98ZM112 127H113V126H112ZM130 127H131V126H130ZM57 128H59V127H57ZM61 128H62V127H61ZM73 128H74V127H73ZM82 128H83V126H82ZM114 128H115V127H114ZM247 128H248V127H247ZM18 129H19V128H18ZM69 129H70V128H69ZM74 129H75V128H74ZM235 129H236V128H235ZM252 129H253V128H252ZM259 129H260V128H259ZM262 129H264V128H262ZM35 130H36V129H35ZM70 130H71V129H70ZM132 130H133V129H132ZM220 130H221V129H220ZM11 131H12V130H11ZM25 131H26V129H25ZM28 131H30V130H28ZM40 131H41V130H40ZM74 131H75V130H74ZM92 131H94V130H92ZM92 131H91V132H92ZM99 131H100V130H99ZM166 131H167V130H166ZM202 131H203V130H202ZM255 131H256V130H255ZM255 131H254V132H255ZM258 131H259V130H258ZM258 131H256V132L258 133ZM260 131H261V130H260ZM2 132H3V131H2ZM17 132H19V131H17ZM38 132H39V131H38ZM164 132H165V131H164ZM256 132H255V133H256ZM3 133H5V132H3ZM3 133H2V136L4 135ZM32 133H33V132H32ZM50 133H51V132H50ZM60 133H61V132H60ZM64 133H65V132H64ZM86 133H87V132H86ZM117 133H118V132H117ZM173 133H174V132H173ZM205 133H206V131H205ZM0 134H1V133H0ZM16 134H18V133H16ZM16 134L14 133V135H16ZM51 134H52V133H51ZM54 134H55V133H54ZM69 134H70V133H69ZM69 134H68V135H69ZM125 134H126V133H125ZM178 134H179V133H178ZM191 134H192V133H191ZM261 134H262V133H261ZM19 135L21 136V134H19ZM35 135H36V134H35ZM59 135H60V134H59ZM139 135H140V134H139ZM167 135H168V134H167ZM173 135H174V134H173ZM203 135H204V134H203ZM7 136H8V134H7ZM22 136H24V135H22ZM36 136H38V133H37ZM64 136H65V134H64ZM110 136H111V135H110ZM219 136H220V135H219ZM241 136H242V135H241ZM259 136H262V135H259ZM0 137H1V136H0ZM3 137H4V136H3ZM3 137H2V138H3ZM9 137H10V136H9ZM25 137H26V136H25ZM28 137H29V136H28ZM41 137H42V136H40V138H41ZM44 137H45V136H44ZM56 137H58V136H56V134H55L54 136H51V138H50L49 140L46 138L45 141H46V142L48 141L49 144H50V143L54 140V141H53V143H54ZM99 137H101V136H99ZM116 137H117V136H116ZM256 137H257V136H256ZM21 138H22V137H21ZM40 138H39V139L34 138V139H36V141H34L33 143L38 145L39 143L44 142V141L40 140ZM64 138H65V137H64ZM131 138H133V137H131ZM202 138H203V137H202ZM3 139H4V138H3ZM6 139L9 140V138H7V137H6ZM30 139H31V138H30ZM30 139H29V140H30ZM42 139H44V138H42ZM57 139H58V138H57ZM65 139H66V138H65ZM77 139H78V138H77ZM112 139H113V138H112ZM114 139H115V138H114ZM162 139H163V138H162ZM217 139H218V138H217ZM258 139H259V138H258ZM260 139H261V138H260ZM262 139H263V138H262ZM17 140H18V142H20V141H19V138H17ZM61 140H62V138H61ZM82 140H83V139H82ZM130 140H131V139H130ZM135 140H136V139H135ZM135 140H134V141H135ZM137 140H138V139H137ZM142 140H144V139H142ZM153 140H154V139H153ZM241 140H242V139H241ZM254 140L256 141V139H254ZM3 141H5V140H3ZM25 141H27V140H25ZM38 141H39V143H37ZM79 141H80V140H79ZM117 141H118V140H117ZM246 141H247V140H246ZM248 141H249V140H248ZM30 142H31V141H30ZM65 142H67V141H65ZM168 142H169V141H168ZM192 142H193V141H192ZM257 142H258V141H257ZM257 142H256V145L259 143V142H258V143H257ZM6 143H8V142H6ZM23 143H24V142H23ZM77 143H78V142H77ZM243 143H244V142H243ZM4 144H5V143H4ZM4 144H3V146H4ZM34 144H33V145H34ZM59 144H60V143H59ZM65 144H66V143H65ZM156 144H157V143H156ZM165 144H166V143H165ZM193 144H194V143H193ZM235 144H236V143H235ZM7 145H8V144H7ZM55 145H57V144H55ZM55 145H53V146H55ZM69 145H70V144H69ZM90 145H91V144H90ZM99 145H100V144H99ZM106 145H107V144H106ZM125 145H126V144H125ZM134 145H135V144H134ZM157 145H158V144H157ZM172 145H173V144H172ZM224 145H225V144H224ZM230 145H231V144H230ZM233 145H234V144H233ZM256 145H255V146H256ZM261 145H262V143L260 142L259 146H261ZM263 145H264V143H263ZM29 146H30V145H29ZM40 146H41V148H43L42 145H40ZM43 146H44V145H43ZM70 146H71V145H70ZM149 146H150V144H149ZM166 146H167V145H166ZM183 146H184V145H183ZM241 146H242V144H241ZM243 146H245V145H243ZM248 146H249V145H248ZM257 146H258V145H257ZM19 147H20V146H19ZM45 147H46V146H45ZM58 147H59V146H58ZM101 147H102V146H101ZM129 147H130V146H129ZM28 148H29V147H28ZM28 148H27V149H28ZM31 148H32V147H31ZM48 148L50 149L51 146L48 147ZM48 148H47V149H48ZM59 148H60V147H59ZM67 148H68V147H67ZM176 148H177V147H176ZM182 148H183V147H182ZM201 148H202V147H201ZM201 148H200V149H201ZM215 148H216V147H215ZM1 149H2V148H1ZM6 149H7V148H6ZM15 149H16V148H15ZM24 149H25V148H24ZM27 149H26V150H27ZM49 149H48V150H49ZM52 149H54V148H52ZM61 149H62V148H61ZM70 149H71V148H70ZM70 149H69V150H70ZM83 149H84V148H83ZM90 149H91V148H90ZM111 149H112V148H111ZM139 149H140V148H139ZM146 149H147V148H146ZM171 149H172V148H171ZM229 149H230V148H229ZM251 149H252V147H251ZM20 150H21V149H20ZM28 150H29V149H28ZM204 150H205V149H204ZM243 150H244V149H243ZM248 150H250V149H248ZM248 150H247V152H248ZM18 151H19V150H18ZM42 151L47 152L46 150H42ZM42 151H41V152H42ZM62 151H63V150H62ZM62 151H61V152H62ZM91 151H92V150H91ZM144 151H145V150H144ZM221 151H222V150H221ZM30 152H32V150H31ZM36 152H37V151H36ZM123 152H124V151H123ZM157 152H158V151H157ZM219 152H220V151H219ZM232 152H233V151H232ZM247 152H246V153H247ZM21 153H22V152H21ZM23 153H24V152H23ZM65 153H66V152H65ZM76 153H77V152H76ZM99 153H100V152H99ZM104 153H105V152H104ZM109 153H110V152H109ZM135 153H136V152H135ZM144 153H145V152H144ZM154 153H155V152H154ZM253 153H254V152H253ZM31 154H32V153H31ZM31 154H30V155H31ZM57 154H58V152H57ZM101 154H102V153H101ZM113 154H114V153H113ZM236 154H237V153H236ZM242 154H243V153H242ZM249 154H250V153H249ZM28 155H29V153H28ZM62 155H63V154H62ZM73 155H74V154H73ZM77 155H78V154H77ZM114 155H115V154H114ZM133 155H134V154H133ZM157 155H158V154H157ZM179 155H180V154H179ZM240 155H241V154H240ZM33 156H34V155H33ZM35 156H36V155H35ZM35 156H34V157H35ZM184 156H185V155H184ZM205 156H206V155H205ZM207 156H208V155H207ZM250 156H251V155H250ZM260 156H261V155H260ZM31 157H32V156H31ZM70 157H71V156H70ZM79 157H80V156H79ZM101 157H102V156H101ZM108 157H109V156H108ZM133 157H134V156H133ZM7 158H9V157H7ZM68 158H69V157H68ZM96 158H97V157H96ZM102 158H103V157H102ZM192 158H193V157H192ZM199 158H200V157H199ZM30 159H31V158H30ZM81 159H82V158H81ZM105 159H106V158H105ZM214 159H215V158H214ZM72 160H73V159H72ZM89 160H90V159H89ZM4 161H5V160H4ZM7 161H8V160H7ZM28 161H29V160H28ZM249 161H250V160H249ZM249 161H248V162H249ZM261 161H262V160H261ZM5 162H6V161H5ZM97 162H99V161H97ZM210 162H211V161H210ZM64 163H65V162H64ZM73 163H75V162H73ZM86 163H87V162H86ZM103 163H104V162H103ZM147 163H148V162H147ZM160 163H161V162H160ZM180 163H181V162H180ZM164 164H165V163H164ZM69 165H70V164H69ZM80 165H82V164H80ZM90 165H91V164H90ZM195 165H196V164H195ZM75 166H76V165H75ZM88 166H89V165H88ZM94 166H95V165H94ZM113 166H114V165H113ZM118 166H119V165H118ZM25 167H26V166H25ZM103 167H104V166H103ZM142 167H143V166H142ZM206 167H207V166H206ZM49 168H50V167H49ZM72 168H73V167H72ZM101 168H102V167H101ZM104 168H105V167H104ZM135 168H136V167H135ZM143 168H144V167H143ZM237 168H238V167H237ZM59 169H60V168H59ZM73 169H74V168H73ZM108 169H109V168H108ZM33 170H34V169H33ZM55 170H56V169H55ZM142 170H143V169H142ZM250 170H251V169H250ZM260 170H261V169H260ZM49 171H51V170H49ZM52 171H53V170H52ZM98 171H99V170H98ZM101 171H102V170H101ZM107 171H108V170H107ZM159 171H160V170H159ZM204 171H205V170H204ZM217 171H218V170H217ZM247 171H248V170H247ZM263 171H264V170H263ZM154 172H156V171H154ZM165 172H166V171H165ZM43 173H45V172H43ZM49 173H50V172H49ZM54 173H55V171H54ZM83 173H84V172H83ZM126 173H127V172H126ZM190 173H191V172H190ZM21 174H22V173H21ZM36 174H37V173H36ZM41 174H42V173H41ZM163 174H164V173H163ZM211 174H212V173H211ZM233 174H234V173H233ZM251 174H252V173H251ZM254 174H255V172H254ZM30 175H31V174H30ZM39 175H40V174H39ZM73 175H74V174H73ZM213 175H214V174H213ZM223 176H224V175H223ZM53 177H54V176H53ZM74 177H77V176H74ZM221 177H222V176H221ZM5 178H6V177H5ZM64 178H65V177H64ZM77 178H78V177H77ZM224 178H225V177H224ZM42 179H43V178H42ZM79 179H80V178H79ZM99 179H100V178H99ZM102 179H103V178H102ZM225 179H226V178H225ZM44 180H45V179H44ZM46 180H47V179H46ZM70 180H71V179H70ZM80 180H81V179H80ZM80 180H79V181H80ZM87 180H88V179H87ZM226 180H227V179H226ZM9 181H10V180H9ZM113 181H114V180H113ZM140 181H141V180H140ZM191 181H192V180H191ZM10 182H11V181H10ZM19 182H20V181H19ZM62 182H63V181H62ZM76 182H77V181H76ZM100 182H101V181H100ZM148 182H149V181H148ZM193 182H194V181H193ZM201 182H202V181H201ZM5 183H6V184L8 183V182H6V179H5L4 184H5ZM50 183H51V181H50ZM77 183H78V182H77ZM88 183H90V182H88ZM98 183H99V182H98ZM189 183H190V182H189ZM191 183H192V182H191ZM191 183H190V185H191ZM203 183H204V182H203ZM203 183H202V184H203ZM259 183H260V184H259V186L257 187V190H259V191L264 190V181H263V182H259ZM4 184H3V185H4ZM8 184H9V183H8ZM10 184H11V183H10ZM29 184H30V183H29ZM37 184H38V183H37ZM82 184H83V183H82ZM99 184H100V183H99ZM192 184L194 185V183H192ZM195 184H196V183H195ZM205 184H206V183H205ZM257 184H258V183H257ZM32 185H33V184H32ZM34 185H35V184H34ZM38 185H39V184H38ZM84 185H85V184H84ZM89 185H91V184H89ZM179 185H180V184H179ZM184 185H186V184H184ZM190 185H187V186H190ZM196 185H198V184H196ZM196 185H194V187H195ZM14 186H15V185H14ZM14 186H12V187H14ZM41 186H42V185H41ZM85 186H87V183H86ZM150 186H151V184H150ZM2 187H3V186H2ZM12 187L9 186V188H7V189H6V187H3V188L6 189L5 191H6L7 193H11V191H12ZM32 187H33V186H32ZM36 187L39 188L38 186H36ZM36 187H35V189L33 188V189L35 190V191H34L35 193L31 190V186L27 187V188H29V189H27V190L25 191V193L23 194V196L25 195L24 198L33 199L34 201H30V202H34V203H35V201L39 200L40 197H41V195H42V194H40V190H41V189H38V190H37ZM44 187H45V186H44ZM82 187H83V186H82ZM90 187H91V186H90ZM102 187H103V186H102ZM178 187L181 188L180 186H178ZM191 187H192V186H191ZM206 187H207V186H206ZM255 187H256V186H255ZM19 188H20V187H19ZM40 188H41V187H40ZM52 188H53V187H52ZM88 188H89V186H88ZM88 188H87V189H88ZM91 188H93V185H92ZM94 188H95V187H94ZM141 188H142V187H141ZM154 188H155V187H154ZM213 188H214V187H213ZM17 189H18V188H17ZM83 189H84V188H83ZM85 189H86V188H85ZM136 189H137V188H136ZM136 189H135V190H136ZM184 189H185V187H184ZM187 189H188V188H187ZM201 189H202V188H201ZM201 189H200V190H201ZM204 189L206 190L205 187H204ZM207 189H208V188H207ZM222 189H223V188H222ZM222 189H221V190H222ZM90 190H91V189H90ZM90 190H88V192H90ZM193 190H195V189H193ZM202 190H203V189H202ZM211 190H212V188H211ZM219 190H220V189H219ZM13 191L15 192L14 189H13ZM16 191H17V192H20L21 190H20V191L16 190ZM57 191H58V190H57ZM180 191L183 192L181 189H180ZM180 191H177V192H179V194H180ZM184 191H185V190H184ZM195 191H196V190H195ZM197 191H198V189H197ZM206 191H207V190H206ZM206 191H205V192H206ZM214 191H215V190H214ZM54 192H55V191H54ZM61 192H62V191H61ZM92 192H93V191H92ZM152 192H153V191H152ZM199 192H200V191H199ZM207 192H208V191H207ZM210 192H211V191H210ZM210 192H209V193H210ZM220 192H221V191H220ZM223 192H224V190H223ZM245 192H246V191H244V193H245ZM52 193H53V192H52ZM84 193H85V192H84ZM98 193H99V192H98ZM100 193H101V192H100ZM136 193H137V192H136ZM185 193H188V192L186 191ZM189 193H190V192H189ZM194 193H197V192H194ZM194 193L191 192V193H190L191 196H192ZM201 193H202V192H200V194H201ZM218 193H219V192H218ZM229 193H230V192H229ZM242 193H243V192H242ZM242 193H241V195H242ZM244 193H243V194H244ZM262 193H263V192H262ZM35 194H36V195H35ZM57 194H58V193H57ZM86 194H87V193H86ZM95 194H96V193H95ZM137 194H138V193H137ZM179 194H178V195H179ZM182 194H183V193H181V195H182ZM202 194H203V193H202ZM220 194H221V193H220ZM239 194H240V193H239ZM246 194H247V193H246ZM20 195H21V194H20ZM51 195H52V194H51ZM103 195H104V194H103ZM197 195H198V194H197ZM247 195H248V194H247ZM254 195H255V194H253V196L250 195V197H251L250 199H254V198H255L256 200H255V199H254V200L259 202V204H256L257 208H258L260 211H263L262 213H264V195H263V194H261V195H255V196H254ZM14 196H15V195H14ZM45 196H46V195H45ZM101 196H102V195H101ZM162 196H163V195H162ZM171 196H172V195H171ZM179 196H180V195H179ZM186 196H187V195H186ZM186 196H185V197H186ZM194 196H195V195H194ZM205 196H207V195H205ZM211 196H212V195H211ZM223 196H224V195H223ZM225 196H226V197H225L226 199H230V198H233V197H234V196H232V195H228V194H226ZM245 196H246V195H245ZM11 197H12V196H11ZM46 197H47V196H46ZM86 197H87V196H86ZM89 197H90V196H89ZM95 197H96V196H95ZM102 197H103V196H102ZM167 197H168V196H167ZM167 197H164V198L167 199ZM173 197H174V196H173ZM188 197H189V196H188ZM215 197H216V196H215ZM215 197H214V199H215ZM239 197H243V198H244V196H239ZM47 198H48V197H47ZM61 198H62V197H61ZM84 198H85V197H84ZM170 198L172 199V197H170ZM180 198H182V196H181ZM180 198H179V199H180ZM190 198H191V197H190ZM234 198H235V197H234ZM234 198H233V199H234ZM237 198H238V197H237ZM237 198H235L234 200H236ZM92 199H93V197H92ZM100 199H101V198H99V200H100ZM122 199H123V198H122ZM147 199H148V198H147ZM151 199H152V198H151ZM160 199H161V198H160ZM173 199H174V198H173ZM183 199H184V198H182V201H183ZM209 199H210V198H209ZM216 199H217V198H216ZM238 199H239V198H238ZM25 200H27V199H25ZM43 200H44V199H43ZM73 200H75V199H73ZM97 200H98V199H97ZM162 200H163V199H161V201H162ZM168 200H169V199H168ZM174 200H175V199H174ZM187 200H188V199H187ZM193 200H194V199H192V202H193ZM207 200H208V199H207ZM231 200H232V199H231ZM245 200H246V199H244L243 201H245ZM67 201H68V200H67ZM80 201H81V200H80ZM86 201H87V200H86ZM86 201H85V202H86ZM90 201H91V198H90ZM103 201H105V200H103ZM163 201H164V200H163ZM165 201H166V203L168 202L167 200H165ZM213 201H214V200H213ZM236 201H237V200H236ZM46 202H48V201H46ZM69 202H70V201H69ZM71 202H73V201H71ZM71 202H70V203H71ZM75 202H76V200H75ZM75 202H74V203H75ZM113 202H114V200H113ZM154 202H155V201H154ZM170 202H171V200H170ZM185 202H186V201H185ZM185 202H184V203H185ZM187 202H188V201H187ZM192 202H189V203H192ZM247 202H248V201H247ZM258 202H257V203H258ZM39 203H40V202H39ZM41 203H43V202L41 201ZM48 203H49V202H48ZM91 203L93 204V202H91ZM106 203H107V202H106ZM160 203H161V202H160ZM173 203H174V202H173ZM173 203H172V206H173ZM184 203H181V204H184ZM252 203H253V202H252ZM17 204H18V203H17ZM25 204H27V203H25ZM25 204H24V205H25ZM37 204H38V202H37ZM37 204H36V205H37ZM44 204H45V203H44ZM52 204H53V203H52ZM60 204H61V203H60ZM62 204H63V203H62ZM77 204H78V203H77ZM83 204H84V203H83ZM86 204H87V203H86ZM164 204H165V202H164ZM177 204H178V203H177ZM193 204H194V203H193ZM233 204H234V206H235V203H233ZM28 205H29V204H28ZM31 205H32V204H31ZM40 205H41V204H40ZM42 205H43V204H42ZM46 205H47V203H46ZM55 205H57V204H55ZM73 205H74V204H73ZM118 205H119V204H118ZM162 205H163V203H162ZM167 205H168V204H167ZM179 205H180V204H179ZM226 205H228V200H227V204H226ZM20 206H22V205H20ZM38 206H39V204H38ZM44 206H45V205H44ZM62 206H63V205H62ZM62 206H60V207H62ZM77 206H78V205H77ZM90 206H91V205H90ZM97 206H98V205H97ZM97 206H96V207H97ZM108 206H109V205H108ZM153 206H154V205H153ZM153 206H152V207H153ZM168 206H169V205H168ZM228 206H229V205H228ZM228 206H227V207H228ZM25 207H27V206H25ZM25 207H23V208L25 209ZM39 207H40V206H39ZM56 207H58V206H56ZM87 207H88V206H87ZM98 207H99V206H98ZM106 207H107V206H106ZM152 207H151V209H152ZM159 207H161V206H159ZM162 207H163V206H162ZM165 207H167V206H165ZM183 207H184V206H183ZM186 207H188V206L186 205ZM227 207H226V208H227ZM229 207H230V206H229ZM236 207H238V206L236 205ZM240 207H241V206H240ZM16 208H17V207H16ZM21 208H22V207H21ZM28 208H29V207H28ZM28 208H27V209H28ZM37 208H38V207H37ZM41 208H42V207H41ZM76 208H77V207H76ZM92 208H93V207H92ZM92 208H91V209H92ZM120 208H121V207H120ZM127 208H128V207H127ZM142 208H143V207H142ZM169 208H170V207H169ZM226 208H225V209H226ZM230 208H231V207H230ZM234 208H235V207H234ZM238 208H239V207H238ZM19 209H20V208H19ZM19 209H17V210H19ZM30 209H31V208H29V210H30ZM80 209H81V208H80ZM98 209H99V208H98ZM151 209H149V210H151ZM156 209H158V208H156ZM183 209H184V208H183ZM185 209H186V208H185ZM188 209H190V208H188ZM215 209H216V208H215ZM219 209H220V208H219ZM219 209H216V210H219ZM223 209H224V208H223ZM236 209H237V208H236ZM258 209H257V210H258ZM17 210H16V211H17ZM81 210H82V209H81ZM93 210H94V208H93ZM105 210H106V209H105ZM147 210H148V209H147ZM147 210H146V212H147ZM164 210H165V209H164ZM196 210H197V209H196ZM220 210H222V209H220ZM226 210H227V209H226ZM232 210H233V209H232ZM237 210H238V209H237ZM4 211H5V210H4ZM45 211H46V210H45ZM55 211H56V210H55ZM57 211H58V210H57ZM71 211H72V210H71ZM100 211H101V210H100ZM181 211H182V209H181ZM183 211H184V210H183ZM185 211H186V210H185ZM200 211H201V210H200ZM228 211H229V210H227V212H224V214L227 213L228 215H232V214H229L230 211H229V212H228ZM12 212H13V211H12ZM28 212H29V211H24V210H23V211H19V212L16 214V216H17L18 219H20V220L17 221V222L15 223V226H17V229H16V232L14 233V235H15L14 238L18 237L19 240H21L22 238H23V240H24L23 228H24L25 226H23V224H21L20 222H21V217L25 216ZM33 212H34V211H33ZM49 212H50V211H49ZM53 212H54V211H53ZM81 212H82V211H81ZM90 212H91V211H90ZM90 212L88 213V215L90 214ZM96 212H97V211H96ZM149 212H150V211H149ZM152 212H154V211L152 210ZM156 212H157V211H156ZM162 212H163V211H162ZM175 212H176V211H175ZM186 212H187V211H186ZM212 212H213V211H212ZM232 212H233V211H232ZM232 212H231V213H232ZM234 212H235V211H234ZM234 212H233V213H234ZM4 213H5V212H4ZM30 213H31V212H30ZM30 213H28V214H30ZM39 213H40V212H39ZM47 213H48V211H47ZM76 213H77V212H76ZM93 213H94V212H93ZM123 213H124V211H123ZM190 213H191V212H190ZM219 213H220V211H219ZM219 213H218V215H219ZM28 214H27V215H28ZM31 214H32V213H31ZM41 214L43 215V213H41ZM49 214H51V213H49ZM55 214H56V213H55ZM55 214H54V217H56ZM60 214H61V212H60ZM99 214H100V213H99ZM121 214H122V213H121ZM153 214H154V213H153ZM157 214H158V213H157ZM159 214H160V213H159ZM208 214H209V213H208ZM224 214H223V215H224ZM238 214H239V213H238ZM241 214H242V215H241ZM257 214H258V211H255V212H254L253 210H249V211H245V210H244L243 212H241V213L239 214V215H241V216H236V218L238 217V219H235L234 216H231V218H229V219L232 220V222H231V220H230V222H231L232 224L230 223L231 225H230L229 228H228L229 230L226 229V231H230L229 233L232 235L231 237L228 236V237H230V239H231V240H230V239L228 238V241L230 240V242H228L226 245L223 243L224 245L219 246V247H216V246H215L217 249H215V247H214V248L211 247L212 249H210L209 247H210L211 245H210L209 247H207V246L209 245V243H207L208 245L204 244V245H206V247H205V248L202 247L203 249H201V250H197V251H195V250H196V249H195V250H193V251H188V250L186 251V249H185V252H186V253H183V254H182L183 256L180 255L181 257H179V258H178V257H177V258H174V256H173V258L176 259V260H174L175 263H176V264H184V263L186 264V262H189V263L192 262V263H193V260L195 261V259H197L199 256L204 255V254H207L208 257H207L206 261H205L204 263H203V262H202V263H203V264H213V261H214V259H215L216 257L220 256L221 254L223 255L225 252H227V253L238 254L239 256H240V255L245 256L244 258H246V259L249 258V263H250V264H264V218L259 217V215H257ZM32 215L35 216V214H32ZM45 215H46V214H45ZM61 215H63V214H61ZM82 215H83V214H82ZM93 215H94V214H93ZM93 215H91V216H92L91 218H93ZM97 215H98V213H97ZM141 215H142V214H141ZM148 215H149V214H148ZM154 215H155V214H154ZM154 215H153V216H154ZM169 215H170V214H169ZM172 215H173V214H172ZM216 215H217V214H216ZM225 215H226V214H225ZM34 216H33V217H34ZM77 216H78V214H77ZM79 216H80V215H79ZM156 216H160V215H156ZM198 216H199V215H198ZM206 216H207V214H206ZM211 216H212V215H211ZM213 216H214V215H213ZM37 217H38V216H37ZM37 217H36V218H37ZM39 217H40V216H39ZM39 217H38L37 219H39ZM42 217H43V216H42ZM42 217H41V218H42ZM48 217H49V216H48ZM57 217H60V216L58 215ZM64 217H65V216H64ZM86 217H87V216H86ZM95 217H96V216H95ZM119 217H120V216H119ZM142 217H143V215H142ZM151 217H152V216H151ZM170 217H171V216H170ZM178 217H179V216H178ZM207 217H208V216H207ZM215 217L217 218V216H214V219H215ZM223 217H224V216H223ZM229 217H230V216H229ZM9 218H10V217H9ZM26 218H27V217H26ZM51 218H52V217H51ZM98 218H99V216H98ZM117 218H118V217H117ZM126 218H127V217H126ZM149 218H150V217H149ZM192 218H193V216H192ZM194 218H197V217H194ZM205 218H206V217H205ZM209 218H210V217H209ZM2 219H3V218H2ZM7 219H8V218H7ZM23 219H24V218H23ZM37 219H36V220H37ZM48 219H49V218H48ZM54 219H55V218H54ZM54 219H53V220H54ZM62 219H63V218H61V221H62ZM67 219L69 220V217H68ZM99 219H100V218H99ZM121 219H122V218H121ZM157 219H158V218H157ZM162 219H163V218H162ZM169 219H170V218H169ZM175 219H176V218H175ZM260 219H261V220H260ZM8 220H9V219H8ZM25 220H26V219H25ZM28 220H30V219H28ZM28 220H27V221H28ZM42 220H43V218H42ZM57 220H58V219H57ZM85 220H86V219L84 218L83 222H85ZM92 220H95V219H92ZM112 220H113V219H112ZM143 220H144V219H143ZM148 220H149V219H148ZM150 220H152V219H150ZM189 220H190V218H189ZM203 220H204V219H203ZM227 220H228V219L226 218V221H225L226 224H225V225H227ZM10 221H11V220H10ZM38 221H39V220H38ZM51 221H52V220H51ZM55 221H56V219H55ZM63 221H64V219H63ZM66 221H67V220H66ZM98 221H100V220H98ZM126 221H127V220H126ZM126 221H125V222H126ZM170 221H171V220H170ZM182 221H183V220H182ZM201 221H202V220H201ZM205 221H206V220H205ZM209 221H210V219H209ZM228 221H229V220H228ZM31 222H33V221H31ZM39 222H40V221H39ZM46 222H47V221H46ZM87 222H88V221H87ZM107 222H108V221H107ZM125 222H123V223H125ZM141 222H142V221H141ZM175 222H177V221H175ZM193 222H194V221H193ZM196 222H197V220H196ZM22 223H23V221H22ZM25 223H27V222H25ZM28 223H29V222H28ZM40 223H41V222H40ZM43 223H44V222H43ZM53 223H54V222H53ZM102 223H103V222H102ZM108 223H109V222H108ZM126 223H127V222H126ZM128 223H131V222H128ZM182 223H183V222H182ZM194 223H195V222H194ZM194 223H193L192 225H194ZM201 223H202V222H201ZM209 223H210V222H209ZM29 224H30V223H29ZM29 224H28V225H29ZM58 224H60V223H58ZM88 224H89V223H88ZM104 224H105V222L103 223V225H104ZM106 224H107V223H106ZM106 224H105V225H106ZM154 224H155V223H154ZM179 224H180V223H179ZM185 224H186V223H185ZM189 224H190V223H189ZM202 224H205V223H202ZM218 224H219V223H218ZM33 225H34V224H33ZM44 225H45V224H44ZM47 225H48V224H47ZM50 225L53 226V224H51V222H50ZM85 225H86V224H85ZM99 225H100V224H99ZM103 225H102V226H103ZM105 225H104V226H105ZM123 225H124V224H123ZM126 225H127V224H126ZM143 225H144V224H143ZM163 225H164V224H163ZM192 225H191V226H192ZM209 225H210V224H209ZM36 226H38V225L36 224ZM51 226H47V227L49 228V227H51ZM64 226H65V224H64ZM83 226H84V225H83ZM94 226H95V225H94ZM102 226H101V228H102ZM130 226H131V225H130ZM155 226H156L155 229L157 230V229H158L157 227H159L160 224L158 223V225H155ZM164 226H165V225H164ZM164 226H163V227H164ZM175 226H177V225L175 224ZM175 226H174V227H175ZM179 226H180V225H179ZM187 226H189L188 223H187ZM187 226H186V227L183 226V227H185V228H183V229H182V227H181V228L179 227L180 229H182L181 231H183V232L175 230L176 233L179 232V236L176 235V236H178V238H179V237H180V238H182V237L184 238V237H185V239L187 238V240H188V237L191 235L192 230L190 229V227L187 228ZM206 226H207V225H206ZM206 226H205V227H206ZM99 227H100V226H99ZM110 227H111V225H110ZM120 227H122V226L120 225ZM141 227H142V226H141ZM160 227H162V225H161ZM160 227H159V229H160ZM169 227H170V226H169ZM172 227H173V226H172ZM220 227H221V226H220ZM220 227H217V228H219V229H223V228H224V226H223V228H220ZM226 227H227V226H226ZM32 228H33V227H32ZM38 228H39V227H38ZM42 228H43V227H42ZM52 228H53V227H52ZM56 228H57V225H56ZM62 228H63V227H62ZM107 228H108V227H107ZM124 228H126V227L124 226ZM167 228H168V227H167ZM175 228H176V227H175ZM175 228H174V229H175ZM177 228H178V227H177ZM203 228H204V227H203ZM29 229H31V228H29ZM36 229H37V228H36ZM96 229H97V228H96ZM113 229H114V228H113ZM126 229H127V228H126ZM128 229H130V227H129ZM137 229H139V227H138ZM151 229H152V228H151ZM153 229H154V228H153ZM165 229H166V227H165ZM165 229H163V231H164ZM169 229H170V228H169ZM169 229H168V230H169ZM174 229L172 228V230H174ZM180 229H179V230H180ZM211 229H212V228H211ZM213 229H214V228H213ZM213 229H212V230H213ZM224 229H225V228H224ZM32 230H33V229H32ZM47 230H48V229H47ZM57 230H58V229H57ZM62 230H63V229H62ZM67 230H68V229H67ZM81 230H82V229H81ZM90 230H91V229H90ZM104 230H105V228H104ZM109 230H110V229H109ZM120 230H121V229H120ZM146 230H147V229H146ZM146 230H145V231H146ZM148 230L150 231V229H148ZM193 230H194V229H193ZM201 230H202V229H201ZM205 230H207V229H205ZM48 231H49V230H48ZM50 231H51V229H50ZM53 231H54V230H53ZM55 231H56V229H55ZM65 231H66V230H65ZM83 231H84V230H83ZM92 231H93V230H92ZM121 231H122V230H121ZM149 231H148V232H149ZM195 231H196V230H195ZM195 231H194V232H195ZM199 231H200V230H199ZM199 231H198V232H199ZM217 231H218V230H216L215 233H216ZM223 231H224V230H223ZM1 232H2V231H1ZM1 232H0V233H1ZM60 232L64 233L63 231H60ZM89 232H90V231H89ZM98 232H99V231H98ZM98 232H97V233H98ZM106 232H107V231H106ZM106 232H105V233H106ZM122 232H123V231H122ZM125 232H127V231H125ZM128 232H129V230H128ZM148 232H146V233H147V234H146V237H148V236H147V235H148ZM150 232H151V231H150ZM158 232L160 233V236H162V235H164V234L166 233V231H164L165 233H164V232L161 233L160 230H159ZM173 232H174V231H173ZM173 232H171V233H173ZM198 232H197V233H198ZM203 232H206V231H203ZM212 232H214V231H212ZM219 232H220V231H219ZM221 232H222V231H221ZM47 233H48V232H47ZM92 233H93V232H92ZM97 233H96V234H97ZM107 233H108V232H107ZM129 233H130V232H129ZM155 233H157V232H155ZM180 233H181V234H180ZM197 233H196V234H197ZM200 233H201V232H200ZM206 233H207V232H206ZM206 233H204V235H205ZM223 233H224V232H223ZM11 234H12V236H13V233H11ZM11 234H10V235H11ZM45 234H46V233H45ZM49 234H50V233H49ZM49 234H48V235H49ZM56 234H57V233H55V235H56ZM59 234H60V233H59ZM102 234H103V232H102ZM133 234H134V233H133ZM166 234H167V233H166ZM177 234H178V233H177ZM183 234H185V235H183ZM198 234H199V233H198ZM198 234H197V235H198ZM212 234H214V233H212ZM212 234H211V235H209V234L205 235L206 240H210V239L212 238V237H211ZM216 234H217V233H216ZM216 234H215V235H216ZM41 235H42V234H41ZM67 235H68V234H67ZM83 235H84V233H83ZM94 235H95V234H94ZM124 235H125V234H124ZM126 235H127V234H126ZM128 235H129V234H128ZM141 235H142V234H141ZM168 235H169V234H168ZM182 235H183V236H182ZM204 235H203V236H204ZM215 235H214V236H215ZM221 235H224V234L221 233ZM34 236H35V235H34ZM34 236H33V237H34ZM46 236H47V235H46ZM86 236H87V235H86ZM109 236H110V235H109ZM109 236H108V237H109ZM132 236H133V235H132ZM173 236H174V235H173ZM176 236H175V237H176ZM181 236H182V237H181ZM192 236H193V235H191V237H192ZM31 237H32V236H31ZM44 237H45V236H44ZM56 237H57V236H56ZM87 237H88V236H87ZM90 237H91V236H90ZM90 237H89V238H90ZM99 237H100V236H99ZM104 237H105V236H104ZM104 237L102 236V238H103L104 240H106ZM106 237H107V236H106ZM108 237H107V238H108ZM127 237H128V236H127ZM140 237H141V236H140ZM146 237H145V238H146ZM196 237H197V236H196ZM215 237H216V236H215ZM218 237H219V235H218ZM220 237H221V236H220ZM220 237H219V238H220ZM224 237H225V235H224ZM253 237H257V238L254 239ZM34 238H35V237H34ZM48 238H49V237H48ZM50 238H51V236H50ZM84 238H85V236H84ZM84 238H83V239H84ZM92 238H93V237H92ZM132 238H134V237H132ZM132 238H131V239H132ZM138 238H139V237H138ZM158 238H159V237H158ZM158 238H157V240H158ZM160 238H162V237H160ZM165 238H166V237H165ZM172 238H173V237H172ZM178 238L176 237V239H178ZM202 238H203V237H202ZM202 238H201V240H202ZM205 238H204V240H205ZM225 238H227V237H225ZM251 238H252V239H251ZM57 239H60V238H57ZM99 239H100V238H98V240H99ZM152 239H153V238H152ZM169 239H171V237H169ZM176 239H173V240H176ZM221 239H222V238H221ZM248 239H251V242H250L249 245L246 244V242L248 241ZM17 240H18V239H17ZM61 240H62V239H61ZM61 240H60V241H61ZM86 240H87V239H86ZM100 240H101V239H100ZM135 240H136V239H135ZM135 240H134V242H135ZM145 240L147 241V239H145ZM153 240H154V239H153ZM157 240H155V241H157ZM173 240H171V241H173ZM204 240H203V241H204ZM219 240H220V239H219ZM32 241H33V240H32ZM39 241H40V240H39ZM45 241H46V240H45ZM45 241H44V242H45ZM54 241H55V240H54ZM64 241H65V240H64ZM79 241H80V240H79ZM81 241H82V240H81ZM137 241H138V240H137ZM203 241H202V243H203ZM210 241H211V240H210ZM215 241L217 242V240H215ZM223 241H224V240H223ZM19 242H20V241H19ZM58 242H59V241H58ZM58 242H57V244H58ZM103 242H104V241H103ZM143 242H144V241H143ZM166 242H167V241H166ZM166 242H165V244H166ZM180 242H181V241H179L178 244H180ZM183 242H184V241H183ZM208 242H209V241H208ZM20 243H21V242H20ZM27 243H28V242H27ZM32 243H33V242H32ZM36 243H37V242H36ZM48 243H49V242H48ZM52 243H53V242H52ZM108 243H109V241H108ZM155 243H156V242H155ZM155 243H154V244H155ZM170 243H172V242H170ZM181 243H182V242H181ZM190 243H191V242H190ZM204 243H205V242H204ZM225 243H226V242H225ZM38 244H39V243H38ZM61 244H62V243H61ZM127 244H128V242H127ZM132 244H133V242H132ZM174 244H175V243H174ZM174 244L172 245V244H169V243H168V244L165 245V246H164V245H159V244H158V245H159V247L162 248V249L165 248V249L167 250V249H171V248H173L174 251H176V250L178 251V249L175 250V247L177 246V244H176V246H174ZM28 245H29V244H28ZM50 245H51V244H50ZM59 245H60V244H59ZM64 245H65V244H64ZM97 245H99V243H98ZM137 245H138V244H137ZM144 245H145V244H144ZM148 245H149V244H148ZM156 245H157V244H156ZM191 245H193V244L191 243ZM40 246H42V245L40 244ZM47 246H48V245H47ZM95 246H96V245H95ZM99 246H100V245H99ZM99 246H98V250H100ZM132 246H133V245H132ZM132 246H129V247L132 248ZM150 246H151V245H150ZM150 246H149V247H150ZM179 246H180V245H179ZM183 246H184V245H183ZM185 246H186V244H185ZM189 246H190V245H189ZM189 246H187V247H189ZM29 247H30V245H29ZM38 247H39V246H38ZM62 247H63V246H62ZM93 247H94V246H93ZM107 247H109V244H108ZM134 247H135V246H134ZM143 247H144V246H143ZM154 247H155V245H154ZM154 247H153V248H154ZM159 247H156V248H159ZM242 247H246V249H247L246 254H244L243 252L240 253ZM39 248H41V247H39ZM44 248H45V247H44ZM60 248H61V247H60ZM95 248H96V247H95ZM95 248H94V249H95ZM113 248H114V247H113ZM123 248H124V247H123ZM123 248H122V249H123ZM176 248H177V247H176ZM47 249H48V248H47ZM50 249H51V248H50ZM91 249H92V248H90L89 251H91ZM103 249H104V248H103ZM124 249H125V248H124ZM124 249H123V250H124ZM144 249H145V248H144ZM150 249H151V248H150ZM181 249H182V248H181ZM183 249H184V248H183ZM188 249H189V248H188ZM237 249H238V250H237ZM246 249H245V250H246ZM36 250H37V249H36ZM58 250L61 251L62 249H61V250L58 249ZM65 250H66V249H65ZM80 250H81V249H80ZM159 250H160V249H159ZM37 251H38V250H37ZM42 251H43V250H42ZM81 251H82V250H81ZM100 251H102V250H100ZM104 251L106 252L105 249H104ZM121 251H122V250L120 249V252H121ZM141 251H142V249H141ZM144 251H146V249H145ZM153 251H154V250H153ZM155 251H156V250H155ZM155 251H154V252H155ZM162 251H164V249H163ZM169 251H171V250H169ZM174 251L171 252V254L169 253L170 256H169V255H168V256L171 257V255H173V254L175 253ZM243 251H244V250H243ZM43 252H44V251H43ZM43 252H41V253H43ZM111 252H112V251H111ZM113 252H114V251H113ZM115 252H116V250H115ZM115 252H114V253H115ZM120 252H119V253H120ZM122 252H123V251H122ZM137 252H138V251H137ZM146 252H148V251H146ZM154 252H153V253H154ZM156 252H157V251H156ZM159 252H160V251H159ZM183 252H184V251H183ZM212 252L216 253V255H212ZM27 253H28V252H27ZM34 253H35V252H34ZM79 253H80V252H79ZM93 253H94V250H93ZM95 253H96V252H95ZM117 253H118V252H117ZM127 253H128V251H127ZM139 253H140V252H139ZM139 253H137V254H139ZM144 253H145V252H144ZM150 253H151V252H150ZM162 253H163V252H162ZM214 253H213V254H214ZM19 254H20V253H19ZM57 254H58V253H57ZM65 254H66V253H65ZM67 254H68V253H67ZM70 254H71V253H70ZM77 254H78V253H77ZM87 254H88V253H87ZM87 254H85V255H87ZM89 254H90V253H89ZM111 254H113V253H111ZM130 254H131V252H130ZM135 254H136V253H135ZM141 254H142V253H141ZM145 254H146V253H145ZM154 254H156V253H154ZM157 254H158V253H157ZM164 254H165V251H164ZM164 254H162V255H164ZM175 254H176V253H175ZM177 254H178V253H177ZM28 255H33V254H30V253H29ZM35 255H36V254H35ZM38 255H39V254H38ZM73 255H75V254H73ZM91 255H92V254H91ZM100 255H101V254H100ZM105 255H106V254H105ZM119 255H121V253H120ZM119 255H118V256H119ZM150 255H151V254H150ZM150 255H149V256H150ZM76 256H77V255H76ZM76 256H75V258H76ZM81 256H82V255H81ZM110 256H111V255H110ZM114 256H115V254H114ZM121 256H122V255H121ZM121 256H120V257H121ZM127 256H128V255H127ZM151 256H153V255H151ZM168 256H167V257H168ZM177 256H179V255H177ZM8 257H9V256L7 255V258H6V259H8ZM10 257H11V256H10ZM10 257H9V258H10ZM29 257H30V256H29ZM59 257H60V255H59ZM78 257H79V256H78ZM85 257H86V256H85ZM130 257H131V256H130ZM154 257H155V256H154ZM22 258H23V257H22ZM33 258H34V257H33ZM40 258H41V257H40ZM81 258H82V257H81ZM125 258H126V256H125ZM161 258H162V257H161ZM173 258L171 257V259H173ZM203 258H204V256H203ZM37 259H38V258H37ZM70 259H71V258H70ZM73 259H74V258H73ZM86 259H87V258H86ZM94 259H95V258H94ZM94 259H93V260H94ZM163 259H164V258H163ZM219 259H220V258H219ZM16 260H18V259H16ZM28 260H30V259H28ZM42 260H43V259H42ZM42 260H41V261H42ZM76 260H77V258H76ZM79 260H80V259H79ZM110 260H111V259H110ZM116 260H117V259H116ZM118 260H119V257H118ZM121 260H122V259H121ZM4 261H5V260H4ZM19 261H20V260H19ZM19 261H18V262H19ZM21 261H22V260H21ZM25 261H26V260H25ZM25 261H24V262H25ZM162 261H163V264H170V263H169V260H167V259H166V260H162ZM167 261H168V262H167ZM18 262H17V263H18ZM48 262H49V260H48ZM48 262H47V260H46V263H48ZM69 262H70V260H69ZM72 262L74 263V261H71V264H73ZM103 262H104V261H103ZM106 262H107V261H106ZM116 262L118 263V261H116ZM15 263H16V262H15ZM78 263H81V262H78ZM78 263H76V264H78ZM3 264H4V263H3ZM38 264H39V263H38ZM102 264H103V263H102ZM171 264H174V263L171 262ZM190 264H191V263H190Z\"/></svg>","mask_w":264,"mask_h":264}]
</instances>
